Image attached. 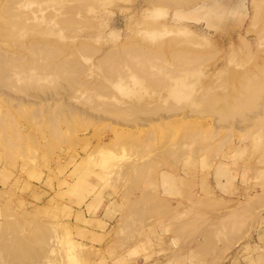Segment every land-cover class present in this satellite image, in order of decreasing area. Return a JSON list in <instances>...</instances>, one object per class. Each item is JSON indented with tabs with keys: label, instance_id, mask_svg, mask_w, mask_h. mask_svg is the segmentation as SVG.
I'll list each match as a JSON object with an SVG mask.
<instances>
[{
	"label": "rangeland",
	"instance_id": "374dc122",
	"mask_svg": "<svg viewBox=\"0 0 264 264\" xmlns=\"http://www.w3.org/2000/svg\"><path fill=\"white\" fill-rule=\"evenodd\" d=\"M20 1L22 34L46 29L81 70L71 92L50 76L44 91L16 93L13 74L0 85V264H264V0ZM136 47L152 52L144 71L100 61ZM179 50L197 63L180 65ZM244 87L263 91L252 108L237 103Z\"/></svg>",
	"mask_w": 264,
	"mask_h": 264
},
{
	"label": "bare ground",
	"instance_id": "6f19581e",
	"mask_svg": "<svg viewBox=\"0 0 264 264\" xmlns=\"http://www.w3.org/2000/svg\"><path fill=\"white\" fill-rule=\"evenodd\" d=\"M16 1H18V2H16ZM45 1V0H44ZM122 1V0H121ZM128 0H126L125 2H127ZM129 1H131V0H129ZM146 1V0H145ZM160 1H162V2H166L167 0H147L146 2L147 3H149V4H151V5H155L156 3H159ZM168 1H174V2H172V3H175V1L176 0H168ZM196 0H177V3H176V5H178V2L179 3H182V2H186L187 3V5L189 4L190 5V3H194ZM256 1V3L257 4H254V8L256 7V8H259V9H263V8H260V7H258V5H260V3L259 2H257V1H260V0H255ZM7 2V3H6ZM19 2H21L20 0H5V3H3V4H6L7 6H3V4H2V13L3 14H5V19H3V18H0V20L1 19H3L2 20V24H0V85H2V87H4V85H5V87L6 86H8L7 88H9L10 87V85H11V81L13 80V79H16L17 77H12L13 75H15V76H19L17 79L18 80H20V79H25L24 81H22V80H20V83H21V86L19 85V87H18V85L16 84V85H13V89H15L14 91L16 92V90H20L19 91V93L21 92V93H25L26 94V92L28 93V91L30 90V88H32V87H36V85H38V87H39V84H36V83H38L37 82V80L38 81H41V80H43V82H45L44 81V79H48V77L50 76L51 78V82L50 81H48L50 84L49 85H51V84H53L54 83V85H55V83L56 82H61V81H59V80H63V81H65V83H67L66 84V86H64L62 83H60V84H57V86H55L54 88H55V90L56 91H62V92H65V91H69V92H71V91H73V90H76V87H77V82H75V79L73 80V77L75 76L76 77V74L78 73V71H80L81 70V68H80V70L78 69V65H79V63H75V62H72V61H75V60H72V59H70V61L68 60L69 58H67L66 57V53H67V49L66 48H64V46H60L58 43H56V44H58V45H55V43L54 42H47V38H46V36H47V34H48V31H45V30H39V29H35V30H33L32 32H30L29 34H27V35H29L30 36V38H32V37H35V36H37L38 37V40H35L34 38V42H30L29 44H31V45H28L29 46V48H28V46H26V44L27 43H24V45H23V41L21 42V40H24V38L25 37H27V35L24 33V34H22L23 32H25V31H23L22 32V30H25L26 28H27V26H28V24H26V22H29V21H26V17H28V16H25L24 15V13H23V11H22V14H18L19 12H16V10H14V9H16V8H18L17 6L16 7H14L15 5H17V3H19ZM43 2V1H42ZM122 2H124V1H122ZM125 2H124V4H125ZM112 3V2H111ZM130 3V2H129ZM186 3H185V5H186ZM253 3H254V0H253ZM12 4V6L10 7L9 5H11ZM20 5H21V3H19ZM182 4H179V7L181 6ZM186 5V6H187ZM259 9H255V11H258ZM19 10V9H18ZM20 10H23V9H20ZM128 10V9H127ZM15 11V12H14ZM264 12V11H263ZM1 13V14H2ZM15 13H17V14H15ZM255 13H259L260 14V12L258 11V12H254V14L253 15H257V14H255ZM258 17V16H257ZM73 18H68L67 19V21H66V23L69 25H72L73 24V22H74V20H72ZM253 19V18H252ZM254 19H256V18H254ZM31 22V21H30ZM0 23H1V21H0ZM179 26V25H178ZM166 27V26H165ZM169 28H171V26H169ZM184 28V27H183ZM182 27H178V28H176V27H174V28H171V30H173V29H176V31L175 30H173L175 33L176 32H183V31H185L186 30V33L185 34H187V33H190L187 29H183ZM177 29H181V30H183V31H179V30H177ZM165 30H166V28H165ZM170 29L168 30L167 29V33H173V31H171ZM26 32L28 33V30H26ZM56 32H58V30L56 31ZM53 33H55V32H53ZM59 33V32H58ZM57 33V34H58ZM184 33V32H183ZM190 34H192V33H190ZM26 35V36H25ZM189 35V34H188ZM25 36V37H24ZM190 37V39L187 41L188 43H190V45L192 44H199V46L198 47H204V43L206 42L205 40H203V38H201V37H193L194 35H189ZM191 36H192V39H191ZM196 36V35H195ZM36 38V37H35ZM18 39H20V41L18 40ZM197 40V39H201L200 41H196V42H198V43H196L195 42V40ZM25 40H27V39H25ZM190 40H192V42H190ZM11 41L12 42H17V43H19L20 42V44H21V48L23 47L24 48V51L26 52H23V51H21L22 53H20L19 52V49L20 48H16L15 47V49H17L18 51L17 52H19L18 53V55H15L14 54V52L12 53L10 50H8V49H4V47H2V45L4 46V44H10L11 43ZM33 41V40H32ZM204 41V43L203 44H200V43H202ZM7 42H10V43H7ZM193 42H195V43H193ZM208 42V41H207ZM19 44V45H20ZM13 46H14V44H12ZM16 45V44H15ZM191 45V46H192ZM203 45V46H202ZM5 46H7V45H5ZM16 46H18V44L16 45ZM82 46V45H81ZM87 46V45H86ZM86 46H84V47H86ZM134 48V47H133ZM133 48H129V49H121V50H123V51H117L116 49V51H113V52H107L106 54V56L104 57L103 56V58H101L100 59V61L102 60V62H103V66L106 68V70H107V72L109 71L110 73H114V72H116V71H118L117 70V67H118V65H120V64H122V63H127L130 67H133L134 66V63L135 62H140L142 65H143V70L142 71H144V69L146 68V67H149V63H150V56L152 55V52L151 51H146V50H144V49H139V48H135V49H133ZM4 49V50H3ZM86 49V48H85ZM91 49V48H90ZM23 50V49H22ZM81 50V49H80ZM88 50V49H87ZM28 51H34V52H37L39 55H41L42 56V61H45V63H41V64H37L36 63V61L33 59V57H32V55H30V54H28ZM180 51V50H179ZM181 51H183L182 53H181ZM180 51V54H175V55H173L174 56V58H176V61L180 64V65H185V64H193V63H197V61H198V59H199V56L198 55H193V54H189V53H184V50H181ZM9 52V53H8ZM11 52V53H10ZM73 52V51H72ZM194 53V52H193ZM17 54V53H16ZM196 54V53H195ZM73 55V54H72ZM198 58H197V57ZM83 57V56H82ZM76 64H78V65H76ZM33 70H35V71H40V72H38V73H36L35 72V74H33ZM142 71H141V73H142ZM117 73V72H116ZM13 74V75H12ZM79 74V73H78ZM81 74V73H80ZM108 75H109V73H108ZM147 75H150L149 73H147V74H144V78L147 76ZM40 76V77H39ZM78 76V75H77ZM12 77V78H11ZM149 77V76H148ZM153 77V76H152ZM16 79V80H17ZM146 79V78H145ZM154 79H156V78H154ZM164 79V78H163ZM16 80H13L12 82H14V83H16ZM78 80V79H77ZM147 80V79H146ZM264 80V79H263ZM154 81H157V82H155V83H158V85H159V87H162V85L160 84L161 82H165V81H167L166 79H165V81H163V80H158V79H156V80H154ZM158 81H160V82H158ZM80 81H78V83H79ZM258 82H261V81H258ZM258 82H256V81H249V83H247L248 85L249 84H251V85H249V87H251L253 90L254 89H258V86L260 87V83H258ZM19 83V84H20ZM22 83H24V84H22ZM47 83V82H46ZM64 83V82H63ZM96 83V82H95ZM102 83V82H101ZM153 84V82H152V84L153 85H156V84ZM48 84V83H47ZM43 85V87H44V83L42 84ZM100 85L101 84H99V87H98V89L100 88ZM20 88V89H16V88ZM30 87V88H29ZM42 87V88H43ZM45 87H46V85H45ZM104 87V86H103ZM102 87V88H103ZM263 87H264V85H263ZM12 87H10L9 89H11ZM51 88H53V87H51ZM53 88V89H54ZM68 88V89H67ZM262 88V87H261ZM3 89H6V88H3ZM8 89V90H9ZM35 89V88H34ZM39 90H41V91H44V90H42V89H40V87L38 88ZM52 89V90H53ZM66 89V90H65ZM247 89V88H246ZM245 89V87H244V91L246 90ZM260 89V88H259ZM262 89H264V88H262ZM89 90V89H88ZM248 90V89H247ZM3 91V90H2ZM55 91V92H56ZM98 91V90H97ZM251 90L249 89L248 91H245L246 93H251V97H248L249 95V93L248 94H244V95H246V97L245 96H243L242 95V97L244 98L245 97V99L243 100V98H239L238 100H240V99H242V100H240V101H237V103L238 104H242L243 102H245L246 103V106L248 105V104H252L251 102H249V100H251V101H256V99H255V96H253V94H255L257 91L255 90V93H252V92H250ZM260 91V90H259ZM0 92H1V90H0ZM4 92V91H3ZM10 92V91H9ZM36 92H38V90L36 91ZM40 92V91H39ZM95 92V91H94ZM263 91H261V92H257L256 93V96L258 97L261 93H262ZM17 93V92H16ZM59 93V92H58ZM57 93V95H58V97L57 98H60V95ZM96 93V92H95ZM258 93H260L259 95H257ZM42 94V93H41ZM40 94V95H41ZM21 95V94H20ZM29 95V94H28ZM43 95H44V93H43ZM43 95H41L42 97H43ZM50 95V94H49ZM49 95H46V97H43L44 99H46L45 101H47V100H49V98L50 97H48ZM54 95V94H53ZM248 95V96H247ZM0 96H5L4 95V93H3V95H1L0 94ZM22 96H27V95H22ZM94 97V96H93ZM5 98H6V96H5ZM9 99H13V97L11 98V97H8ZM53 98H55V97H53ZM43 99V100H44ZM50 99H52V98H50ZM89 99V98H88ZM253 99V100H252ZM258 99V98H257ZM4 100H6V99H4ZM22 100V99H21ZM56 100V101H55ZM55 102H57V101H59L58 99H56L55 98ZM90 100V99H89ZM93 101H94V99H92ZM248 100V101H247ZM6 101H11V100H6ZM23 101V100H22ZM86 102V101H85ZM91 102L92 101H90V103L89 104H91ZM213 102V101H212ZM248 102V103H247ZM58 103V102H57ZM255 103V102H254ZM212 104V103H211ZM211 104H209V106L208 107H211L210 105ZM93 105H95V104H93ZM243 105V104H242ZM245 105V104H244ZM243 105V107H245V109H246V106H244ZM250 105H248L249 107L248 108H252V106H250ZM92 107V106H91ZM100 107V106H99ZM106 107H108V106H106ZM142 107H143V105H141V107L140 108H138V107H129L130 109L131 108H133V112H132V109L129 111V112H131L132 114L131 115H133V113L134 114H136V109H140L139 110V112H138V114H140V113H142V114H144V113H147L148 111H142L141 109H142ZM154 107H156V106H154ZM243 107H241L242 108V110H243ZM93 108V107H92ZM94 108H96V107H94ZM93 108V109H94ZM119 108V107H118ZM144 108H146L145 106H144ZM153 108V107H152ZM212 108H214V107H212ZM102 108L100 107V110H101ZM111 109V108H110ZM121 111H123V109L122 108H119ZM128 109V108H127ZM149 109V108H148ZM157 109V108H156ZM169 109H171V110H174V108L172 109V107L171 108H168V110ZM176 109V108H175ZM215 109V108H214ZM104 110V109H103ZM103 110H101V111H103ZM105 110H107V108H105ZM114 110H116V109H114ZM114 110H107L105 113H108V114H110L111 116H113V117H115L116 118V120H120L121 118L122 119H125L126 120V117H128V114H130V113H128V110H126V112H120V110H117V111H114ZM147 110V109H146ZM154 110V109H153ZM160 110V109H159ZM209 110H212V109H210L209 108ZM96 111H97V109H96ZM125 111V110H124ZM140 111H142V112H140ZM164 111H166V110H164ZM215 111H218V110H215ZM214 111V112H215ZM220 111V110H219ZM72 112H73V110H72ZM157 112V111H156ZM162 111H160V113H161ZM167 112V111H166ZM171 112H173V111H171ZM105 113H103L104 115H106ZM168 113H170V112H168ZM167 113V114H168ZM173 113H175V112H173ZM216 113H218V112H215L214 114L215 115H218V114H216ZM231 113V112H230ZM107 114V115H108ZM138 114H136V115H138ZM148 114V113H147ZM151 115H152V113H150ZM155 114V113H154ZM223 114H225V113H223ZM232 115H233V113H231ZM236 114V113H235ZM126 115V116H125ZM221 115V114H220ZM230 115V114H229ZM228 115V116H229ZM146 116V115H145ZM219 116V115H218ZM222 116V115H221ZM131 117H133V116H131ZM227 116H223V117H221L220 119H223V120H225L224 118H226ZM130 117H128L127 119H129ZM228 118V117H227ZM229 118H231V117H229ZM228 118V119H229ZM12 119V118H11ZM158 120H159V118H158ZM227 120V119H226ZM127 121H129V120H127ZM8 122H11V120L9 119V117L8 116H6V115H4V114H0V124H2L4 127L6 126L5 124H7ZM133 122H137V121H133ZM219 122V121H218ZM132 123V122H131ZM140 123V122H139ZM151 123V122H150ZM7 127V126H6ZM4 129H7V128H4ZM4 129H2V132L4 133V135L3 136H6V130H4ZM9 130V129H8ZM6 131V132H5ZM1 132V133H2ZM2 133V134H3ZM16 134V133H15ZM60 134V133H59ZM7 137H8V134H7ZM102 153V152H101ZM100 154V153H99ZM103 155V154H102ZM100 156V155H99ZM157 207V206H156ZM232 220H235V218H233Z\"/></svg>",
	"mask_w": 264,
	"mask_h": 264
},
{
	"label": "crops",
	"instance_id": "0c3cea01",
	"mask_svg": "<svg viewBox=\"0 0 264 264\" xmlns=\"http://www.w3.org/2000/svg\"><path fill=\"white\" fill-rule=\"evenodd\" d=\"M106 222V221H105ZM107 223V222H106Z\"/></svg>",
	"mask_w": 264,
	"mask_h": 264
}]
</instances>
